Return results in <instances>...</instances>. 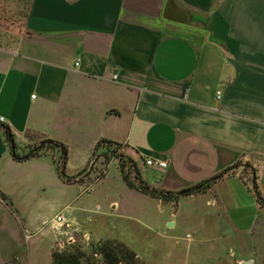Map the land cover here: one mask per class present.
<instances>
[{"label": "crops", "instance_id": "crops-1", "mask_svg": "<svg viewBox=\"0 0 264 264\" xmlns=\"http://www.w3.org/2000/svg\"><path fill=\"white\" fill-rule=\"evenodd\" d=\"M167 1L29 0L25 34L0 47V125L20 151L40 138L66 145L67 175L84 180H62L50 155L16 161L0 127V262L10 249L8 260L24 257L40 196H81L98 183L89 171L101 140L119 144L155 188L183 192L242 162L257 170L264 197V0H174L195 26L165 19ZM249 178L241 167L177 203L154 200L171 231L187 225L204 238L195 246L208 243L201 249L211 260L263 247L264 206ZM119 206L100 212L95 242L117 238L109 223Z\"/></svg>", "mask_w": 264, "mask_h": 264}, {"label": "rangeland", "instance_id": "rangeland-1", "mask_svg": "<svg viewBox=\"0 0 264 264\" xmlns=\"http://www.w3.org/2000/svg\"><path fill=\"white\" fill-rule=\"evenodd\" d=\"M28 5L29 0H0V47L13 44L18 36L25 34ZM103 152L98 151L96 162L89 171V173H95V180L98 177L100 180L91 185L84 194L77 196L80 194L77 191L76 196H73L72 189V196H40L38 230L34 234L28 228L21 239L23 246L20 253L25 258L28 253L31 254L30 264H52L51 251L53 253L55 250H63L72 246L90 248L95 242L94 238L98 237L95 232H91L96 228V219L100 212L111 211L109 204L114 200L118 201L120 206L116 212L112 211L115 217L110 218L109 230L117 237L111 240L122 242L133 250L138 255L141 264H243L244 260L264 264V242L263 247L246 248L244 251L229 248L221 257L205 259L206 252L201 247L208 243L195 246V242L204 238L193 234L190 226L187 225L183 227L177 225L174 231H171L174 227L165 229L168 225L169 212L163 213L162 208L151 197L139 191H130L121 178L119 162L113 156L111 159H106ZM105 171H108L107 175H104ZM83 178L81 177L82 180ZM132 178L135 181L134 174ZM91 181L90 179L87 183ZM63 202L71 204V211L64 209ZM84 208L87 209L85 212ZM262 213L260 219L264 220V211ZM57 214L65 217L68 226L57 227L58 225L54 223V217ZM71 214L75 215L79 222L71 221ZM56 228L65 231L66 235L57 236ZM261 228L259 227L260 230ZM261 234L257 231L247 236L253 239ZM214 235L213 237H218ZM36 242L39 244L37 251L31 249V244ZM210 242L216 243L217 240H209ZM248 244L255 245L253 242ZM11 253V249L6 250L7 255L4 257L7 256V259L4 261L7 262H0V264H28L24 257L18 261L8 260L13 256ZM0 261H2L1 258Z\"/></svg>", "mask_w": 264, "mask_h": 264}, {"label": "trees", "instance_id": "trees-1", "mask_svg": "<svg viewBox=\"0 0 264 264\" xmlns=\"http://www.w3.org/2000/svg\"><path fill=\"white\" fill-rule=\"evenodd\" d=\"M0 127L3 130L5 141L10 147L11 154L16 161L26 162L44 155H50L54 159L57 173L62 180L67 183L83 181L81 178L77 179V177H70L67 175L69 151L66 145L52 139L40 138L33 145L20 151L11 129L3 125H0ZM103 147H105L103 156L106 159H111V156H113V158L119 162L120 171L122 172L123 179L127 186L153 199L164 203H177L183 196L207 191L218 180L230 175L234 170L243 167L244 172L249 170V180L257 202L261 206H264V197L258 185L257 170L251 168V165L248 163L243 164L242 162H238L234 166L197 186L191 187L183 192H172L155 188L145 182L137 163L119 151V144L101 140L96 146L94 156H96L97 151ZM85 172L86 170L78 176L81 177ZM133 174L135 181L132 178ZM52 262L53 264H141L138 255L133 250L124 243L111 239L96 241L88 249H84L83 246H72L64 248L63 250H55L52 253Z\"/></svg>", "mask_w": 264, "mask_h": 264}, {"label": "water", "instance_id": "water-1", "mask_svg": "<svg viewBox=\"0 0 264 264\" xmlns=\"http://www.w3.org/2000/svg\"><path fill=\"white\" fill-rule=\"evenodd\" d=\"M164 18L168 21L188 25V26H195L193 22V16L188 11L179 9L175 7L174 0H168L165 11H164ZM168 228L174 227L173 222H169L167 225ZM243 264H254L252 260L244 261Z\"/></svg>", "mask_w": 264, "mask_h": 264}, {"label": "built area", "instance_id": "built-area-1", "mask_svg": "<svg viewBox=\"0 0 264 264\" xmlns=\"http://www.w3.org/2000/svg\"><path fill=\"white\" fill-rule=\"evenodd\" d=\"M115 79H117V76H115ZM221 96V93L218 92V98H220ZM4 122V119L3 118H0V123H3ZM147 165L149 166H154V167H158V168H161V169H166L168 167V162L166 160H163V161H153V160H148L147 162ZM54 223L56 225H58L57 227H64V226H68V223L66 222V219L62 216V215H58L55 217L54 219ZM55 229V231L57 232V236L58 235H66V232L64 231H61V229Z\"/></svg>", "mask_w": 264, "mask_h": 264}]
</instances>
